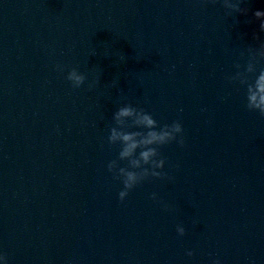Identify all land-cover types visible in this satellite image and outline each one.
Instances as JSON below:
<instances>
[{"label":"water","instance_id":"obj_1","mask_svg":"<svg viewBox=\"0 0 264 264\" xmlns=\"http://www.w3.org/2000/svg\"><path fill=\"white\" fill-rule=\"evenodd\" d=\"M241 7L228 17L202 0H51L0 81L7 264H264V119L227 80L264 41V0ZM73 67L87 77L78 89ZM126 104L179 121L184 146L159 149L171 179L121 202L107 137Z\"/></svg>","mask_w":264,"mask_h":264},{"label":"clouds","instance_id":"obj_2","mask_svg":"<svg viewBox=\"0 0 264 264\" xmlns=\"http://www.w3.org/2000/svg\"><path fill=\"white\" fill-rule=\"evenodd\" d=\"M202 3L222 4L228 17L247 14V9L241 7L244 0H202ZM254 17L260 21L259 29L264 33V11H255ZM254 39L259 40V37ZM246 52V64L237 63L235 75L227 77V80L230 84L238 83L245 89L246 109L258 113L264 119V68L259 71L257 69V65L264 62V41L259 42L258 46H247ZM243 55L242 52L241 56ZM56 70L64 72L65 68L58 64ZM86 79L87 77L75 67L67 72L66 80L73 89L84 85ZM94 83L96 81L89 84L90 89ZM112 119L114 126L109 129L107 143L110 146H119V152L117 159L108 163L107 170L123 185V190L118 194L119 200L123 202L129 192L150 178L171 179L163 172L165 161L160 157L159 149L172 142H176L180 147L184 146V130L181 123L175 121L170 125L161 126L150 113L131 104L119 107L113 113ZM121 162H127L126 166L121 167ZM151 198L156 199L155 193ZM165 210H169L167 205ZM176 231L181 237L185 235L183 227H177ZM193 255L191 251L187 253L189 257ZM0 260L7 264L6 256L0 255ZM213 264H220V261L216 260Z\"/></svg>","mask_w":264,"mask_h":264}]
</instances>
